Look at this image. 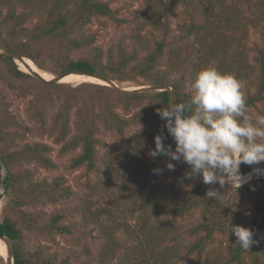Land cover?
I'll use <instances>...</instances> for the list:
<instances>
[{
    "label": "trees",
    "instance_id": "16d2710c",
    "mask_svg": "<svg viewBox=\"0 0 264 264\" xmlns=\"http://www.w3.org/2000/svg\"><path fill=\"white\" fill-rule=\"evenodd\" d=\"M171 2L176 9L180 0ZM252 5L259 16L250 14ZM101 18L124 23L105 0H0L1 50L27 58L56 77L77 72L107 83L140 86L148 81L166 89L123 91L104 82L44 81L23 71L12 56L0 53L10 74V89L25 102L22 119L0 90V248L8 257V246L1 240L5 239L12 264H72L69 257L27 250L21 230L22 226L50 238L72 232L64 213L43 209L72 195L65 178L38 179L32 168L56 170V153L68 159L72 170L83 168L90 175L105 173L106 168L105 184L115 196L111 205L124 217L132 204L138 205L151 217L139 219L134 230L125 218L120 223L110 208L95 211L94 218L100 219L104 212L112 218L95 220L101 233L97 264H264V242L256 231L255 242L244 250L227 228L229 220L246 228L251 221L264 231V177L238 190L227 184L206 185L199 178L184 179L186 163L171 161L175 169L168 170V157L154 160L148 155L165 123L157 109L188 103L192 95L185 76L174 78L162 68L166 57L196 73L211 65L234 75L242 82L248 115L253 119L264 115V0H190L179 17L185 31L184 48L179 51L169 48L173 43L167 40L168 24L152 42L139 36L140 49L130 51L118 43L105 51L96 44L98 35L88 31ZM254 18L261 20L262 30L248 63L245 35L247 22ZM161 19L155 14L147 25L163 26ZM140 53L145 55L140 58ZM250 74L255 77L254 91ZM164 132V143L174 150V141ZM240 171L247 174L252 168L242 164ZM210 189L221 195L208 199ZM185 219L189 223L181 224ZM122 228L133 235V251L115 263L123 247L116 233ZM0 264H8L2 256Z\"/></svg>",
    "mask_w": 264,
    "mask_h": 264
},
{
    "label": "rangeland",
    "instance_id": "374dc122",
    "mask_svg": "<svg viewBox=\"0 0 264 264\" xmlns=\"http://www.w3.org/2000/svg\"><path fill=\"white\" fill-rule=\"evenodd\" d=\"M110 3L111 8L116 11V15L124 21V23L118 24L112 20L101 18L95 20L92 25L89 26L88 31L96 33L98 39L96 44L103 50H108L118 43H123L130 51L134 49H140V44L137 41L139 36L147 38L148 41L152 42L155 37L160 38L163 34V27L168 24L170 36L168 42L173 43L170 45L171 50L179 51L184 48L182 38L185 36V31L182 28L183 21L179 18L182 12L190 2V0H180L178 7L175 9L172 5L171 0H105ZM199 1V0H194ZM205 1V0H204ZM167 6V7H166ZM252 13L259 16L261 13L256 6L252 5ZM159 14L162 18V25L156 27L153 24L147 25L148 18ZM249 13L247 12L246 15ZM168 19V21H167ZM247 30L245 43H246V54L247 62L251 63L255 56L254 46L260 43V35L262 30L261 20L256 18L250 23L247 22ZM242 27V26H241ZM158 28V29H157ZM1 44V42H0ZM1 50V49H0ZM145 55L140 53V58ZM196 55L192 56V59ZM26 59V58H24ZM16 62V61H15ZM34 63V62H33ZM16 64L20 67L18 62ZM36 65V64H35ZM47 66H52L47 65ZM37 67V65H36ZM21 68V67H20ZM38 68V67H37ZM162 68L171 71L172 77L177 78L185 76L188 80L189 90L193 82L196 71L189 65L178 64L174 65L171 63L168 57L163 62ZM39 69V68H38ZM25 72L30 73L31 71L23 69ZM40 71H44L39 69ZM47 72V71H45ZM254 75L257 71H254ZM49 73V72H47ZM51 74V73H50ZM54 76L53 74H51ZM251 75V74H250ZM254 75L248 79L252 91L253 82L255 80ZM56 77V76H55ZM72 78L67 82L81 83L84 79ZM85 82V81H84ZM107 83V82H106ZM116 83V82H110ZM120 89H140L156 92L152 89L155 86H151L148 81H142L141 85L138 86L133 83H116ZM106 85H110L109 82ZM0 90L7 97L10 103V99L13 102V111L20 118L25 117V102L22 99L16 97V93L10 89V74L8 73L5 65L0 61ZM107 144H110L109 139H105ZM104 154V153H103ZM54 159L57 164V169L53 171H47L40 167L32 166L36 171L38 179L46 178L52 180L56 177L63 176L65 178V186L69 187L72 195L66 198H60L56 204L44 206V210L47 212L60 211L65 214V223L71 227L72 232L62 235H54L51 238L48 236L40 235L36 231L27 230L21 226V230L24 235V244L27 250L34 252L38 249H43L47 255H57L60 259L69 257L72 264H79L83 261L90 262L91 264H97L98 256L100 253V236L99 225L96 221H108L112 220L108 212L102 213L100 219L94 218L95 211L104 210L105 208L113 210L112 215L117 216V220L120 223L125 218L128 224L135 230L136 223L140 222L139 219L147 218L151 220L149 212L139 207L138 205L132 204L131 209L127 211V215L124 217L122 212L117 207L111 205L115 200L109 192L105 184L106 168L105 173L100 174H87L86 170L81 168L72 170L69 168L67 158H58L54 153ZM254 178H256L254 176ZM253 178V179H254ZM118 192L115 188L114 190ZM110 195V201L109 196ZM114 195V194H113ZM3 206V202L0 201V210ZM246 210L248 206H245ZM181 224L189 223V219L180 220ZM249 229L259 235L261 240L264 242V231L260 230L256 224H252L249 221ZM130 230L126 231L123 228L116 233L118 241L122 244V251L118 259H115V263L120 262L121 258H128L132 253V246L134 245L133 235L130 234ZM7 263L12 264V260L7 257ZM184 264H195V263H184Z\"/></svg>",
    "mask_w": 264,
    "mask_h": 264
},
{
    "label": "clouds",
    "instance_id": "9594fccd",
    "mask_svg": "<svg viewBox=\"0 0 264 264\" xmlns=\"http://www.w3.org/2000/svg\"><path fill=\"white\" fill-rule=\"evenodd\" d=\"M191 89L188 103L157 109L165 123L148 155L154 160L168 157V170L175 169L171 161L186 163L189 170L184 179L199 178L206 185L227 184L238 190L254 176L264 177V167H260L264 164V115L255 119L248 115L242 82L210 65L195 74ZM165 129L174 141V150L164 143ZM242 164L252 171L242 174ZM220 195L215 189L206 192L208 199ZM227 228L240 248L249 250L255 242L251 229L233 225L231 220Z\"/></svg>",
    "mask_w": 264,
    "mask_h": 264
},
{
    "label": "water",
    "instance_id": "95a60500",
    "mask_svg": "<svg viewBox=\"0 0 264 264\" xmlns=\"http://www.w3.org/2000/svg\"><path fill=\"white\" fill-rule=\"evenodd\" d=\"M0 53H1V54H6V55H10V56H12L16 62H17L18 60H24V58H22L20 55H18V54H16V53H13V52H8V51L0 50ZM30 73L33 74L34 76H36V77H38V78H40V79L46 81V80L42 77V75L40 74V72H37V71H33V70H31ZM72 74L82 75V76H87V77H92V78H94V79H96V80H101V81L106 82L105 80H103L102 78H100V77H98V76L89 75V74H82V73H77V72H71V73L64 74V75H61V76H58V77H55V76H54V78H53L52 80H50V81H55V82H57V83H63V82H62L63 79L66 78L67 76L72 75ZM109 84H112V85H114L115 87L119 88V86H118L116 83H110V82H109ZM142 89H148V88H140V89H135V90H127V89H123V91H137V90H142ZM149 89H152V90H154V91H164V90H166L165 88L160 89V88H157V87H153V88H149ZM253 178H254V177H253ZM252 180H253V179H252ZM252 180H251V181H252ZM251 181H250V182H251ZM1 182H2V173H1V171H0V188H1ZM1 240H3L4 242H6V244H7V246H8V255H9V256H8V259H9V258L11 259V258H12V255H11L10 246H9L8 242H7L5 239H1ZM5 260H6V262L8 261L7 258H5Z\"/></svg>",
    "mask_w": 264,
    "mask_h": 264
},
{
    "label": "bare ground",
    "instance_id": "6f19581e",
    "mask_svg": "<svg viewBox=\"0 0 264 264\" xmlns=\"http://www.w3.org/2000/svg\"><path fill=\"white\" fill-rule=\"evenodd\" d=\"M18 64L20 65L21 69H25V70H33V71H37V72H40V74L42 75V77L46 80V81H50L54 78V76H52L50 73H47L45 71H40L36 65L31 61V60H28L27 58L24 59V60H18L17 61ZM24 71V70H23ZM72 78H76L75 80L77 79H81L83 78L84 81H89V82H94V83H100V84H103L104 81L101 82V80H96L92 77H87V76H82V75H76V74H72L70 76H67L66 78V81L69 79L71 80ZM82 82V81H81ZM105 84H108L106 82H104ZM75 84V83H74ZM77 84V83H76ZM132 90H135V89H132ZM0 256H2L3 258H7V255L4 253V251L0 248Z\"/></svg>",
    "mask_w": 264,
    "mask_h": 264
}]
</instances>
